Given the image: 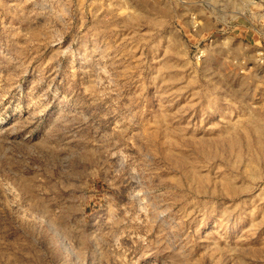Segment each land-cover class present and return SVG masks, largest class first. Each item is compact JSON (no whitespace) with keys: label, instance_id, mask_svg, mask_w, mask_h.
<instances>
[{"label":"rangeland","instance_id":"rangeland-1","mask_svg":"<svg viewBox=\"0 0 264 264\" xmlns=\"http://www.w3.org/2000/svg\"><path fill=\"white\" fill-rule=\"evenodd\" d=\"M0 264H264V0H0Z\"/></svg>","mask_w":264,"mask_h":264},{"label":"bare ground","instance_id":"bare-ground-1","mask_svg":"<svg viewBox=\"0 0 264 264\" xmlns=\"http://www.w3.org/2000/svg\"><path fill=\"white\" fill-rule=\"evenodd\" d=\"M191 169H193V168H191Z\"/></svg>","mask_w":264,"mask_h":264}]
</instances>
